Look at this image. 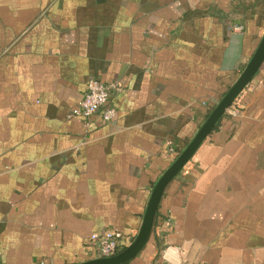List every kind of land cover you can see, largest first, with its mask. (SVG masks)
I'll return each instance as SVG.
<instances>
[{"label": "crops", "instance_id": "crops-1", "mask_svg": "<svg viewBox=\"0 0 264 264\" xmlns=\"http://www.w3.org/2000/svg\"><path fill=\"white\" fill-rule=\"evenodd\" d=\"M263 34L264 0H0V264L84 262L115 228L135 239L170 146ZM90 79L121 85L109 123L71 116ZM125 264H264V64Z\"/></svg>", "mask_w": 264, "mask_h": 264}, {"label": "water", "instance_id": "water-1", "mask_svg": "<svg viewBox=\"0 0 264 264\" xmlns=\"http://www.w3.org/2000/svg\"><path fill=\"white\" fill-rule=\"evenodd\" d=\"M263 64L264 34L255 53L247 63L238 79L228 89L217 105L211 110L192 140L178 154L172 164L163 172L155 184L146 208L142 225L132 243L116 255L108 257H95L93 259L74 264H125L143 250V248L148 243L153 231L155 218L166 187L193 158L201 144L213 132L217 124L221 121L223 116L233 105L243 90L251 83Z\"/></svg>", "mask_w": 264, "mask_h": 264}, {"label": "built area", "instance_id": "built-area-1", "mask_svg": "<svg viewBox=\"0 0 264 264\" xmlns=\"http://www.w3.org/2000/svg\"><path fill=\"white\" fill-rule=\"evenodd\" d=\"M241 28L235 27V30H240ZM120 88L121 85L117 81L103 82L99 79H90L86 92L71 116L81 117L87 121L91 117L99 115L104 122L113 121L116 116V108L111 105L110 98L112 93ZM170 151L176 153V157L179 154L173 146H170ZM133 240L134 238L131 235L115 228L92 233L89 243L93 251H95L96 257H108L124 250Z\"/></svg>", "mask_w": 264, "mask_h": 264}, {"label": "trees", "instance_id": "trees-1", "mask_svg": "<svg viewBox=\"0 0 264 264\" xmlns=\"http://www.w3.org/2000/svg\"><path fill=\"white\" fill-rule=\"evenodd\" d=\"M219 124V123H218ZM218 124H217V126H218ZM217 126L215 127V129L217 128Z\"/></svg>", "mask_w": 264, "mask_h": 264}]
</instances>
